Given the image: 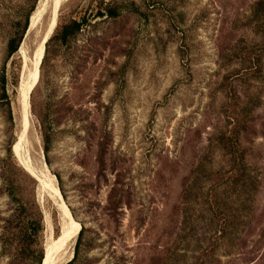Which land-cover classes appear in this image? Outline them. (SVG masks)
<instances>
[{
  "label": "rangeland",
  "instance_id": "obj_1",
  "mask_svg": "<svg viewBox=\"0 0 264 264\" xmlns=\"http://www.w3.org/2000/svg\"><path fill=\"white\" fill-rule=\"evenodd\" d=\"M53 1L0 0V264H264V0H56L34 72Z\"/></svg>",
  "mask_w": 264,
  "mask_h": 264
},
{
  "label": "bare ground",
  "instance_id": "obj_2",
  "mask_svg": "<svg viewBox=\"0 0 264 264\" xmlns=\"http://www.w3.org/2000/svg\"><path fill=\"white\" fill-rule=\"evenodd\" d=\"M57 7H58V2L56 0H54L49 27L46 31V34L42 38V41L40 42L39 47L37 48V50L35 52V70H34V72L36 71L37 64L42 57L43 45H44L46 39L48 38L50 32L52 31V29L54 27ZM34 72L32 73V77L34 76ZM28 91H29V88L25 93L26 97L28 95ZM25 169L31 175L36 176L34 174V172L30 170L31 168L29 169L28 167H25ZM53 193H54V196L56 197L57 200L62 201L61 194L56 187H53ZM59 207H60L59 209H61V212L65 215V217L70 218V212L68 211L67 207L64 204H61ZM78 228H79L78 225L74 221L70 220L69 226L65 230L62 237L57 242H52L46 246L45 258H44L42 264H61L63 259H64V255L60 254V253H61V251L63 252V249L67 246V244L69 242H71V240H73V238L76 236V232H77Z\"/></svg>",
  "mask_w": 264,
  "mask_h": 264
},
{
  "label": "trees",
  "instance_id": "obj_3",
  "mask_svg": "<svg viewBox=\"0 0 264 264\" xmlns=\"http://www.w3.org/2000/svg\"><path fill=\"white\" fill-rule=\"evenodd\" d=\"M117 14L118 13L116 12V9H112L110 11V15H112V16H117ZM27 26H28V17L25 19L23 29H22L21 33L19 34V36L17 37V39H11L10 40V42L8 44V52H7V56L8 57L11 56L17 50L18 44L21 41V38H22L25 30L27 29ZM81 26H82V21H76V20H72L68 25H65L64 29L61 31V35H60L61 41L65 42L70 37H73L80 30ZM2 82L3 83L5 82L4 75H3V78H2ZM0 99L5 100V104L7 106L8 118L11 120L10 102H9V97L7 95V92L5 90L4 85L1 86ZM82 230L83 229L81 228L79 233H78L77 243H76V246H75L73 257L66 264H70L76 257L77 245H78ZM41 259H42V255H41Z\"/></svg>",
  "mask_w": 264,
  "mask_h": 264
},
{
  "label": "water",
  "instance_id": "obj_4",
  "mask_svg": "<svg viewBox=\"0 0 264 264\" xmlns=\"http://www.w3.org/2000/svg\"><path fill=\"white\" fill-rule=\"evenodd\" d=\"M47 39H48V38H47ZM47 39H46V41H47ZM46 41H45V42H46ZM71 258H72V257H71ZM69 260H71V259H69Z\"/></svg>",
  "mask_w": 264,
  "mask_h": 264
}]
</instances>
